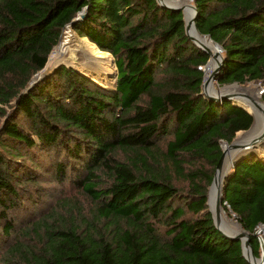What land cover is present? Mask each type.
Listing matches in <instances>:
<instances>
[{"label": "trees", "instance_id": "obj_1", "mask_svg": "<svg viewBox=\"0 0 264 264\" xmlns=\"http://www.w3.org/2000/svg\"><path fill=\"white\" fill-rule=\"evenodd\" d=\"M193 1L222 50L218 84L264 83V0ZM70 22L112 54L114 87L60 64L22 92ZM208 57L157 0H0V264H251L207 192L222 141L253 116L204 96ZM223 179L221 205L259 256L264 160L241 156Z\"/></svg>", "mask_w": 264, "mask_h": 264}, {"label": "bare ground", "instance_id": "obj_2", "mask_svg": "<svg viewBox=\"0 0 264 264\" xmlns=\"http://www.w3.org/2000/svg\"><path fill=\"white\" fill-rule=\"evenodd\" d=\"M159 1L162 3H165V4H169V5H182L183 6V8H184L183 13H184L185 20L188 24L189 34L199 44H201L204 48H206L208 53L210 54L211 58L209 59L208 63L206 64V66L208 65L206 68V71L204 69L205 77L209 78L207 80V82L205 83V87H204L205 93L213 94V95H220V94H223L226 92H230L229 90L246 92L247 90L244 87H240L237 85L232 86V87H227L224 89H217L214 85L215 78H213V76L209 77L213 73L214 69L216 68V66L219 62V58H220L219 51H220V49H219V46L217 44H215V42L212 39L207 37L208 35H203V34L199 33L197 28L193 25V23L190 22L192 15H193L192 8L190 7L191 0H159ZM65 41H66V39L62 40L60 42L59 46L55 49V54L62 52V47L64 46ZM102 55L103 54H101V53H97V54H95L94 57H92L93 59H91L89 62H88V60H85V61H82V64L88 63V65L89 64L91 65V64L97 63V64L105 65L106 62H104V60L102 61V59H101V58H103ZM48 60H49L48 63L50 65L53 63H56L54 61V59L48 58ZM231 99H235V102L240 103V105H244V106H247L245 104V102L248 103L251 107V110L254 112V116H255V120H254L253 125L249 129H247V130H249L247 132V134L245 136L244 135L239 136L236 139V141H234V143L241 142L242 140H244L246 138L250 139L254 136H257L259 134V132L261 130V126L264 122L262 111L258 107H253L251 105V103L247 100V98L244 96H240V98H236L235 96H231ZM262 106H263V104H262ZM246 149L256 150V152H258L260 155H262L264 157V144H263V142H256V144H254L253 146H249L246 148H239V149H235L234 147H231L228 145V147L225 149V152H224V155L222 158V164H221L220 170L217 172L216 177H215V179H214V181H213V183L209 189L208 204H209V200H210V205L212 206L211 210L214 211L216 219L219 220L220 228L224 231H229L232 233H239L242 231V228H241L240 224L238 223V221L230 219L227 216V214L224 212L222 207H220L218 213L216 212L215 207H214L215 206V197H216V191H217L218 187L222 184V180H224L223 177L226 174V171L228 170L229 166L233 162V159H235V156L237 155L236 152H240V151L246 150Z\"/></svg>", "mask_w": 264, "mask_h": 264}, {"label": "rangeland", "instance_id": "obj_3", "mask_svg": "<svg viewBox=\"0 0 264 264\" xmlns=\"http://www.w3.org/2000/svg\"><path fill=\"white\" fill-rule=\"evenodd\" d=\"M191 3H194L193 0H191ZM190 3V4H191ZM67 25V24H66ZM65 25V26H66ZM64 26V29H62L61 31V35L59 37V42H57L55 45V47L53 48L51 54H49V58L50 59H54V61L56 62V64H65V65H71L74 66L78 71H80L81 73H84L85 75L89 76L90 78L94 79L96 82H98L99 84H103L106 87H114L115 84V79H116V67L115 64L113 62V56L111 53H109L108 51H101L97 45L91 43L88 38H80L70 26ZM65 44L62 47V52L55 54V49L59 46L60 42L62 40H65ZM97 53H101L103 54V58L102 61L104 60V62H106L105 65L103 64H82V61L88 60V62L93 59L92 57L95 56V54ZM222 53V50H221ZM209 55V59L211 58L210 54ZM49 61V60H48ZM100 62V61H99ZM205 64H202V68L205 69ZM214 85L217 89H224L227 87H232V86H240V87H244L247 91L246 93H250L252 95H254L258 100L262 101L264 103V100L262 99L261 95L264 93V91L262 93H260L259 89H262L264 87V83L261 82L260 80H251L247 83L244 84H240L237 82L233 83H228V84H218L216 78L214 80ZM212 90V89H211ZM230 92H233L234 90H229ZM213 92V91H212ZM235 101V99H232ZM245 102V101H244ZM245 104L247 106H245L246 108H248L249 110H251V107L248 103L245 102ZM251 130V129H250ZM239 131V132H238ZM235 133V136L233 137V140L236 141V139L241 136V135H246L247 132L249 130L244 131L243 129L238 130ZM223 149H226L228 147V143L222 141L221 143ZM241 150V149H240ZM256 150L253 149H246V150H242L240 152H236V156L235 159H233V162L244 155H247L250 152H253ZM258 155H260L258 152H256ZM260 157L264 160V157L262 155H260ZM232 162V163H233ZM229 166L228 170L226 171V173L229 171V169L232 166ZM44 186L47 187V189L49 190V193L56 194L60 192V188L62 187L59 183L55 182V181H45L44 182ZM47 195V199H42V207L47 205V202L52 201L53 196ZM47 200V201H46ZM209 207L212 209V206L210 205V200H209ZM223 208V207H222ZM26 211V209H24ZM224 212L227 214V216L230 219H233L236 221V218L232 215H229L225 209L223 208ZM261 226H259L258 228H260ZM257 228V229H258ZM263 232V231H261ZM263 237V236H262Z\"/></svg>", "mask_w": 264, "mask_h": 264}, {"label": "water", "instance_id": "obj_4", "mask_svg": "<svg viewBox=\"0 0 264 264\" xmlns=\"http://www.w3.org/2000/svg\"><path fill=\"white\" fill-rule=\"evenodd\" d=\"M157 2L161 5H164L166 7H169L171 9H180L182 10L183 12V6L182 5H169V4H165V3H162L160 2L159 0H157ZM190 7L192 8V11H193V15H192V18L190 20V22L193 23V25L195 26V16H196V6L194 3H191L190 4ZM84 15V12L83 11H80L78 13V15L73 18V20L77 19V18H80ZM183 19L185 21V33L187 34V36L191 39V41L193 43H195L199 48L203 49L204 51H207L206 48H204L201 44H199L195 39H193V37L189 34L188 32V24L185 20V17H184V13H183ZM67 25H69L71 27V22L68 23ZM196 27V26H195ZM199 32V31H198ZM200 33V32H199ZM203 35H208L206 33H201ZM209 36V35H208ZM209 38L211 39V37L209 36ZM214 41V40H213ZM215 42V41H214ZM215 44H217L219 46V44L217 42H215ZM55 46V45H54ZM53 49V48H52ZM51 49V50H52ZM219 53H220V58H219V62L216 66V68L214 69L213 73L209 76H213V78H215V75L216 73L219 71L220 69V66L222 64V60H223V55L221 53V47L219 46ZM51 52V51H50ZM50 54V53H49ZM49 57V55H48ZM48 57H47V60L45 61L44 65L39 68L37 71H35L32 76L30 77L26 87L22 90L23 91H27L32 85H34L36 82L44 79L45 77L49 76L51 73L54 72V70L60 65V64H56V63H53V64H49L48 63ZM209 61V58L207 59V61L205 62V65L208 63ZM113 62H114V59H113ZM115 64V63H114ZM116 67V66H115ZM116 75H117V69H116ZM209 78H206L205 77V72H204V69H203V78H202V82H201V92L204 94V96L208 97V98H211V99H214V100H223L225 98H231V96H235L236 98H240V96H244L247 98V100L251 103V105L253 107H258L262 113H263V121H264V103L260 100H258L254 95L250 94V93H246V92H242V91H233V92H226V93H223V94H220V95H213V94H208V93H205L204 91V87H205V83L207 82ZM234 83V82H232ZM260 90V93H262L264 91V87L262 89H259ZM263 104V106H262ZM245 109H247V111H249L252 116H253V120L250 124V126L246 129H243L244 131H246L247 129H249L253 123H254V120H255V116H254V112L252 110H249L248 108H246L244 105H242ZM241 130V129H240ZM256 142H263L264 144V122L261 126V130L259 132V134L257 136H254L252 138H246L244 140H242L241 142H237V143H234V140L232 139L228 145L231 146V147H234L235 149H239V148H246V147H249V146H253L254 144H256ZM224 152H225V149L222 150V154L221 156L219 157L218 159V162L216 164V167H215V171H214V174H213V178H212V181L208 187V192H207V203H208V197H209V189H210V186L212 185L215 177H216V174L217 172L220 170V167H221V164H222V158H223V155H224ZM233 164V163H232ZM221 188H222V184L218 187L217 191H216V197H215V210L216 212L218 213L220 207H222L221 205ZM208 209L211 211L212 213V217H213V221H214V224L215 226L222 232V234H224L225 236L227 237H230V238H234V239H240L241 240V246H242V253L243 255L245 256V258L251 263V264H264V237H262V234H260L261 231H264V227H260L256 230V233L258 234V237H259V240H260V245H261V253L259 256H256L253 252H252V248L250 246V242H249V232L248 230H246L243 225L236 219V221H238V223L240 224L241 228H242V231L239 232V233H232V232H229V231H224L220 228L219 226V220L216 219L215 217V213L213 210H211V208L208 206Z\"/></svg>", "mask_w": 264, "mask_h": 264}, {"label": "built area", "instance_id": "obj_5", "mask_svg": "<svg viewBox=\"0 0 264 264\" xmlns=\"http://www.w3.org/2000/svg\"><path fill=\"white\" fill-rule=\"evenodd\" d=\"M199 68H202V64L199 65ZM203 69V68H202ZM260 234H262V236L264 237L263 232H260Z\"/></svg>", "mask_w": 264, "mask_h": 264}]
</instances>
